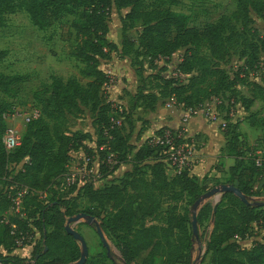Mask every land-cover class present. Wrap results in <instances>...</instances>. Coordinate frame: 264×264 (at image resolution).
<instances>
[{"label":"trees","instance_id":"obj_1","mask_svg":"<svg viewBox=\"0 0 264 264\" xmlns=\"http://www.w3.org/2000/svg\"><path fill=\"white\" fill-rule=\"evenodd\" d=\"M177 3V0H156L150 6L146 0H0V28L5 26V16L17 11L26 12L40 30L63 17L75 16L73 28L79 41L76 55L83 66L80 73L87 81L82 85L76 79L64 81L53 77L50 98L40 111L41 116L27 125L20 145L11 152L6 150L3 139L8 126L4 116L11 113L12 104L0 102V182L4 184V193L0 195V228L4 225L0 264H75L80 260V244L67 234L65 227L69 218L81 213L75 210V205L59 198L71 153L82 152L86 157L96 153L101 172L108 174L128 162L134 149L121 126L112 125L119 108L103 100V91L111 78L100 65L111 53L121 58L144 56L150 58L153 66L159 59L187 49L177 67L187 82L176 84L172 79H163L162 92L163 97L176 98L186 109L200 107L212 98L226 97L228 105L238 103L249 111L257 99H264V88L259 83H246L241 74L232 78L221 67L230 57L233 41L241 38L236 25L248 27L252 12L264 17V1L238 0L234 13L201 29L191 27L185 14L171 10ZM113 9L127 10L122 18L120 47L107 40ZM138 26L141 30L137 46L129 31ZM203 49L209 56H201ZM248 49L249 52L240 55L246 59L244 71L255 72L259 55L264 53V40L260 47L249 44ZM5 56L0 53V61ZM21 82L20 76L0 74V92L10 95ZM239 86L251 88L250 97L237 90ZM83 106H91L103 139L96 150L89 146L88 134L66 131L68 115L82 114ZM225 119L227 148L236 158L229 170L228 184L249 200L260 197L264 189V164L261 167L256 164L258 149L248 147L240 139L239 122L229 123ZM164 159L163 149L147 140L136 150L132 171L120 184L97 188L93 180L84 183L82 192L87 207L83 213L100 222L102 231L114 238L123 258L118 263L110 255L99 254L88 257L85 264H153L157 257H162L164 264H192L194 206L212 188L208 177L200 183L190 167L169 178ZM256 185H260V191L255 189ZM24 189L30 192L22 197L21 214L8 218L14 200ZM39 193H45L46 198L41 199ZM213 216L214 225L206 245L211 264H264V243L254 242L247 249L237 241L249 238L253 225L264 228V208L243 203L227 193L214 205ZM36 232L40 239L33 243ZM17 241H21V248L33 244L32 262L17 253Z\"/></svg>","mask_w":264,"mask_h":264},{"label":"rangeland","instance_id":"obj_2","mask_svg":"<svg viewBox=\"0 0 264 264\" xmlns=\"http://www.w3.org/2000/svg\"><path fill=\"white\" fill-rule=\"evenodd\" d=\"M176 6L171 10L188 16L191 27L203 28L208 24L217 22L222 16L231 15L236 11L238 0H177ZM264 1V0H258ZM148 5L156 3V0H146ZM127 10L117 11L113 9L109 19V33L107 40L119 47L123 40L122 18ZM252 21L248 27L237 24V31L241 38H237L232 43L230 57L221 67L226 70L230 77L241 74L246 83L257 81L264 78V53L259 55V62L255 72H245L244 66L246 59L240 55L243 52H249V44L261 46L264 40V17H258L251 13ZM77 21L75 16H66L60 21L52 23L45 30L35 27L28 14L24 11H17L5 16V26L0 28V53H5V58L0 61V74L9 76H20L22 82L16 85L13 93L4 95L0 92V102L7 101L12 104L11 116L16 115L13 124L18 127L22 134L25 133L27 125L24 122V116L30 114L33 110H43L50 98L49 86L52 78L57 77L64 81L76 79L82 85L87 81L82 77L80 70L83 68L77 58L76 49L79 41L76 39V33L73 23ZM141 27L130 30L138 46V39ZM229 35V34H228ZM245 39V40H244ZM187 49H181L170 58H161L151 65L150 58L141 56H129L121 58L116 53H111L107 59L101 61L100 69L104 72H111V80L103 91V100L111 103L114 108H119L117 118L121 119V130L124 135L130 136L132 149L129 154L128 162L121 164L120 168L113 173H103L100 170V163L96 153H94L93 163L91 165V177L94 186L97 188L117 183L123 180L128 172L132 171V163L136 150L139 148L142 139L145 136H152L147 139L155 146L159 137L158 132L166 133L176 131L168 128L172 121H181L183 109H186L176 98L174 108L167 105L174 97L165 98L162 95L165 82L163 79L174 80L176 84L186 83L187 79L178 73L177 67L181 63ZM201 56H209L207 50L201 51ZM196 74V72L194 73ZM250 86V85H249ZM246 86H239L237 90L247 93ZM154 99L157 101H154ZM224 97L223 104L218 106L221 112H236L238 103L228 105ZM232 101H235L234 99ZM233 104V105H232ZM199 108V107H195ZM82 114L68 115L66 131L70 134L75 132L86 133L90 136L89 146L96 150L103 139L95 125V114L91 111V106H83ZM198 114V113H197ZM182 123V122H181ZM183 131L184 127L179 125ZM146 140V141H147ZM145 141V142H146ZM144 142V143H145ZM138 143V144H137ZM96 152V151H95ZM81 154V155H80ZM83 153H71V160L68 164V172L77 175L81 183L79 187H62L59 198L64 200L70 206L75 205V210L79 213L87 207V202L83 197L82 187L86 180L78 176V171L82 169ZM169 178L174 177V171L167 168ZM88 180V179H87ZM219 187V186H218ZM262 196L253 197V201H264V189ZM4 193V184L0 182V195ZM216 205L215 198H209L203 201L198 210V233L199 238L194 240L192 251V264H211V254L207 253L206 245L214 225L213 207ZM111 209L108 208V213ZM18 214L16 212L8 213V218ZM100 224V222L98 221ZM67 225V224H66ZM4 226V225H3ZM0 228V235L3 231ZM85 239L89 258H94L99 254L110 255L118 263H122V256L116 246L114 238L103 232L107 242L110 245L111 252L108 254L103 247L102 242L96 230L82 221L74 226ZM40 235L36 232V237ZM243 248L251 249L254 242L264 243V228H258L253 225L252 233L249 238L237 240ZM33 245V244H32ZM24 245L23 247L32 246ZM25 249V248H23ZM22 249V250H23ZM3 252V250H0ZM145 257V256H144ZM32 262L31 257L26 258ZM142 259H140L141 261ZM108 264H111L109 262ZM153 264H164L162 257L155 258Z\"/></svg>","mask_w":264,"mask_h":264},{"label":"crops","instance_id":"obj_3","mask_svg":"<svg viewBox=\"0 0 264 264\" xmlns=\"http://www.w3.org/2000/svg\"><path fill=\"white\" fill-rule=\"evenodd\" d=\"M256 80L264 88V78ZM248 91L247 89V93ZM243 94L250 97V92L248 94L243 92ZM226 117L229 123L239 122L238 134L248 147L255 146L258 151H264V99H257L249 111H245L240 104L237 105L236 112L229 114L221 112L216 107H212L210 111H199L184 127L183 143L195 151L190 166L192 174L200 183L208 177L211 188L228 184L229 170L236 162L234 154H231L227 148L228 138L221 128L222 122H226ZM179 125H182L181 121H172L167 127L177 130L180 129ZM151 137L145 136L141 142L139 141L138 149ZM255 189L260 191V185H256ZM32 247L33 245L23 247L25 249L19 248L17 253L23 258H29Z\"/></svg>","mask_w":264,"mask_h":264},{"label":"built area","instance_id":"obj_4","mask_svg":"<svg viewBox=\"0 0 264 264\" xmlns=\"http://www.w3.org/2000/svg\"><path fill=\"white\" fill-rule=\"evenodd\" d=\"M108 76L111 78L112 73L106 72ZM223 101L221 98H212L210 101L205 102L199 108H188L183 109L181 114V122L182 126L185 127L190 123V121L197 115L199 111H210L212 107L218 108V106L222 105ZM176 105L175 98H172L168 103L169 108H174ZM41 116L40 110H33L30 114H26L24 116L25 125L30 124L33 120L38 119ZM16 118V115L6 114L4 119L8 122H13ZM113 127L121 126V119L115 117L112 119ZM227 127L226 122H222L221 128L225 130ZM22 133L20 129L13 124H8L5 135H4V146L8 152L15 150L21 143ZM183 142V131H168L164 133L162 137H159L156 141V145L163 149V155L165 156L164 162L168 169L173 170L174 174H180L182 170L186 167L191 166L192 158L194 157L195 151L193 148L186 146ZM84 155V154H83ZM93 163V157L82 156V169L78 171V176L82 178V180L90 179L91 177V165ZM256 164L258 167H261L264 164V154L262 151L256 152ZM80 179H77V175L70 174L67 172L64 176L63 186L68 187H79ZM85 181V182H86ZM84 182V183H85ZM28 189L21 190L14 200V209L13 212L17 214H21L22 210V197L29 194ZM41 199L46 198L45 193L38 194ZM37 240L34 238L33 243ZM17 245L21 248V241H17Z\"/></svg>","mask_w":264,"mask_h":264},{"label":"water","instance_id":"obj_5","mask_svg":"<svg viewBox=\"0 0 264 264\" xmlns=\"http://www.w3.org/2000/svg\"><path fill=\"white\" fill-rule=\"evenodd\" d=\"M227 193H231L234 194L237 198H239L243 203L246 204H255L260 208H264V201H253V200H249L238 188L234 187L233 185H229V184H223L219 187H214L212 188L209 192H207L194 206L195 208V213L193 215V220H192V230H193V234L195 236L196 239L199 238V233H198V216H197V212L201 207V204L203 203L204 200L209 199L214 197L215 198V203L218 204L222 197L227 194ZM82 221H85L87 223V225L93 227L101 242L103 247L107 250L108 254H110L111 252V248L109 243L107 242L105 235L101 229L100 224L97 222V220L95 219V217L93 216H89L87 214L81 213L78 214L74 217L69 218L67 225L65 227V230L67 232V234H69L70 236H72L79 244L81 247V258L80 260L75 263V264H85L87 261V258L89 256V250H88V245L84 239V237L77 231L75 230L74 226Z\"/></svg>","mask_w":264,"mask_h":264}]
</instances>
